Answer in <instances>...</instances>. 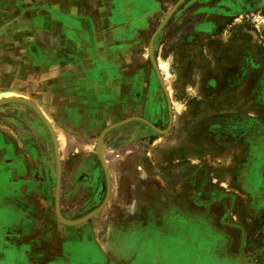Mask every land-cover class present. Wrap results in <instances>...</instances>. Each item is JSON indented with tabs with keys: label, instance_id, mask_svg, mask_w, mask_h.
I'll return each mask as SVG.
<instances>
[{
	"label": "rangeland",
	"instance_id": "obj_1",
	"mask_svg": "<svg viewBox=\"0 0 264 264\" xmlns=\"http://www.w3.org/2000/svg\"><path fill=\"white\" fill-rule=\"evenodd\" d=\"M84 235L264 264V0H0V263Z\"/></svg>",
	"mask_w": 264,
	"mask_h": 264
},
{
	"label": "crops",
	"instance_id": "obj_2",
	"mask_svg": "<svg viewBox=\"0 0 264 264\" xmlns=\"http://www.w3.org/2000/svg\"><path fill=\"white\" fill-rule=\"evenodd\" d=\"M86 237V236H85ZM86 240H90L92 244H94L98 250L100 251V255L95 257L92 253H85L82 257L80 255L73 254L71 251L64 249L63 251L57 252L51 260L46 261L43 264H121L119 255L115 256L114 254L109 253L106 250V247L99 244L96 239L93 237H86ZM74 242H71V244ZM84 243V242H83ZM2 249V248H1ZM2 252V251H0ZM4 253V252H3ZM19 251L15 252V255H19ZM7 255V254H6ZM34 255V254H33ZM32 255V257H33ZM18 259L11 264H19V257H13ZM8 259L4 261L3 264H9ZM2 264V263H0ZM36 264V263H33ZM42 264V263H41Z\"/></svg>",
	"mask_w": 264,
	"mask_h": 264
},
{
	"label": "trees",
	"instance_id": "obj_3",
	"mask_svg": "<svg viewBox=\"0 0 264 264\" xmlns=\"http://www.w3.org/2000/svg\"><path fill=\"white\" fill-rule=\"evenodd\" d=\"M85 236V235H84ZM85 242L87 243L86 237H85ZM85 253H92V255L95 257H97V255L95 254L93 249H83V250H79L78 254L82 257Z\"/></svg>",
	"mask_w": 264,
	"mask_h": 264
}]
</instances>
